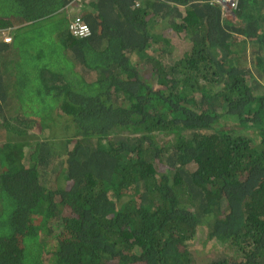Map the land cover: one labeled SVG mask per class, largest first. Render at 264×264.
<instances>
[{"label": "trees", "instance_id": "16d2710c", "mask_svg": "<svg viewBox=\"0 0 264 264\" xmlns=\"http://www.w3.org/2000/svg\"><path fill=\"white\" fill-rule=\"evenodd\" d=\"M72 2L0 0V264H264V0Z\"/></svg>", "mask_w": 264, "mask_h": 264}, {"label": "rangeland", "instance_id": "374dc122", "mask_svg": "<svg viewBox=\"0 0 264 264\" xmlns=\"http://www.w3.org/2000/svg\"><path fill=\"white\" fill-rule=\"evenodd\" d=\"M227 17L229 18H233L232 13H227ZM57 22L56 19L52 20V21H48L46 23H43V25L37 26V25H28L25 26L24 28L22 27L21 30L18 31V33L20 34V37L18 39V44L21 45L19 48V54L23 55V59H24V63H25V57H29L27 55V53H29L30 51H32V49L34 50V53H37L39 51L44 52L41 55L40 60L42 62L44 61H50L49 59V55L51 53V51H47L49 47L50 43L51 45L56 44V39L55 36L53 35L54 30L57 29ZM188 45L187 42L182 41V39L180 38H175L173 40V46H171V48H169L170 52H169V56L171 57H181L183 55L184 52V48ZM10 76L8 75V82L10 81ZM27 83H29V81H27ZM55 113L53 112V114L51 116H53ZM52 124H54V129H58L59 127L57 126V120L56 117L54 118H50ZM50 122V121H49ZM46 135V133H44ZM200 236H202V234H199ZM194 255L197 257L196 259L201 260V255L200 252L201 250L199 249H195L193 250Z\"/></svg>", "mask_w": 264, "mask_h": 264}, {"label": "built area", "instance_id": "2783aa9c", "mask_svg": "<svg viewBox=\"0 0 264 264\" xmlns=\"http://www.w3.org/2000/svg\"><path fill=\"white\" fill-rule=\"evenodd\" d=\"M213 1H217L221 3L223 8L227 11H231V9L235 6V0H213ZM82 2L83 0H74L72 3L80 4ZM9 30L10 29L0 28V40L6 43L12 42L13 35L11 33V30L10 31ZM71 30L75 36H80V37H87L91 32L90 26L88 25V23L84 21V19L80 15L79 16L77 15L72 19Z\"/></svg>", "mask_w": 264, "mask_h": 264}, {"label": "crops", "instance_id": "0c3cea01", "mask_svg": "<svg viewBox=\"0 0 264 264\" xmlns=\"http://www.w3.org/2000/svg\"><path fill=\"white\" fill-rule=\"evenodd\" d=\"M78 9V8H77ZM77 9H75V10H73V9H71L70 11H69V15H70V17L74 14V13H76L77 12ZM14 26V28H15V30H14V32L17 30V29H19V28H22L23 27V25L22 24H14L13 25ZM14 32H13V41H14ZM0 43H3V42H0ZM4 44V43H3ZM9 44H11L9 47H8V50H10V53L8 54L10 57H9V59L7 60V63H6V56H7V52H6V54H3L2 56H0V62L1 61H5V63H6V68L5 67H0V70L2 71V72H4V73H8V74H11V72H12V67H13V63L11 62V60H10V58L13 56V58H14V56H15V54L13 55L12 53H15L16 52V49H17V46H18V44H16V43H14V42H12V43H9ZM2 45V44H1ZM7 50V51H8ZM6 77L7 76H5V79H6ZM13 104H19V102H14Z\"/></svg>", "mask_w": 264, "mask_h": 264}, {"label": "clouds", "instance_id": "9594fccd", "mask_svg": "<svg viewBox=\"0 0 264 264\" xmlns=\"http://www.w3.org/2000/svg\"><path fill=\"white\" fill-rule=\"evenodd\" d=\"M74 1V0H73ZM86 2H85V0H83V2L82 3H80V4H77V3H71L70 5H69V9H67V16L69 17V20H72L75 16H82V11L86 8V4H85ZM78 8V9H77ZM71 9H73V10H75V9H77V12L76 13H74L71 17H70V15H69V11L71 10ZM229 13V12H228ZM83 18V17H82ZM85 21V20H84ZM8 29H10L11 30V33H12V35H13V32H14V26H12V27H9ZM0 42H3L2 40H0ZM12 42H13V40H12ZM12 42H9V43H12ZM3 43H6V42H3ZM9 43H6V44H9Z\"/></svg>", "mask_w": 264, "mask_h": 264}]
</instances>
